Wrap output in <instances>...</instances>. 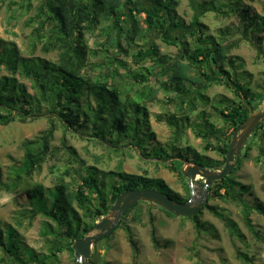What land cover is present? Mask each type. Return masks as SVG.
<instances>
[{
	"label": "trees",
	"instance_id": "1",
	"mask_svg": "<svg viewBox=\"0 0 264 264\" xmlns=\"http://www.w3.org/2000/svg\"><path fill=\"white\" fill-rule=\"evenodd\" d=\"M4 1L6 0H0V3ZM21 1V9L29 13L33 8V0ZM149 1L159 12L158 16L137 5L136 0H40L34 20L36 25L30 37L31 53L34 54L40 48L45 54L56 52L57 57L55 60L24 57L15 44L0 38V124L9 125L18 120L25 123L49 115L53 121L63 122L69 131L87 136L93 141L99 140L106 145L110 144L108 147L113 151H122L125 155H131L133 152L142 158L162 162L166 168L187 182L186 187L190 193L188 179L182 172L183 161L196 162L210 170L225 165L231 141L227 136L226 126H232L235 131L252 112L259 109L264 99L262 94L264 80L260 94L253 93L250 86L244 87L240 78L237 80L234 60L230 57L234 47L224 46L215 37L206 36L203 31L204 25L198 19L191 27L196 28L193 34L196 41L192 48L184 42L185 46L180 48L179 59L173 61L169 57L160 56L158 46L148 42L150 31H162L182 24V21L177 18L176 11L179 1ZM202 5L208 11L225 6L232 14L239 13L247 21L244 31H250L253 34L256 48L264 56V45L260 38V33L264 32V17L251 15L249 10L242 9L240 1H236L233 8H230L224 0L218 5H215L213 1L203 2ZM143 14L145 17H142ZM126 18L130 21V26L127 28L124 25ZM97 30L101 31L100 37L103 42L99 45L100 49H92L88 45V34ZM123 41L132 48L140 46L132 56L135 64L142 65L151 60L160 70V76H167L166 81L161 82L159 88L149 83L148 75L153 76V69L144 67L134 71L126 69L125 77L130 80L128 84L131 85L127 89L122 88L121 83L116 81L119 68L114 61L117 57L110 59L106 57L108 69L111 70L110 66L115 67L113 74L94 78L86 74L90 58L97 57L100 51L107 53L110 49H114L127 52ZM164 41L168 45H179L178 41L168 39ZM119 63L122 65V61ZM169 63L172 65L166 73H163L165 66ZM201 63H204L205 69L214 74L219 84L233 89L238 101L229 100L226 97L211 99L202 91L207 87L203 85V76L198 71ZM93 66L101 67L100 64ZM100 73L103 74L102 68ZM25 80L31 81L33 95L29 93ZM233 85L240 87L241 91ZM160 90L168 93L171 90L176 92L179 101L178 112L166 119L167 123L174 125L176 129L187 127L190 121L189 113L196 111L195 104L199 100L206 106L210 105L219 119L224 121L226 125L223 128H217L209 119H206V113L202 111L199 115L197 130L198 137L205 139L207 143L205 150L213 148L221 154L222 163L202 157L190 149L186 154L178 153L174 157L170 150L174 151L175 147L153 144L156 133L152 130L147 104L157 100ZM45 108L48 109V113H45ZM186 110L189 112L187 113ZM260 130H264V121L257 127L253 136L257 137ZM85 131L88 134L84 135ZM53 135L54 127L37 140L25 142V158L22 163L16 164L17 166L13 168V179L9 190H15L19 182L32 178L41 168L50 152ZM210 136L218 140L217 145L209 142ZM252 148V145H247L244 154L236 158V171L241 166L242 157H248ZM259 148L260 156L264 161V147L259 144ZM84 170L86 175L81 176L76 186L61 179L52 188L45 189L39 185L32 189H25L29 209L25 206L24 210H20L22 219L17 225L21 226L26 218L34 220L41 216L42 233L46 237L60 236L66 239L68 245H65L63 249L74 256L73 243L90 234L94 230L96 221L108 213L117 198L124 192L133 189H152L178 202H187L190 198L186 199L172 190L163 179L132 175L122 170L104 174L105 177L115 180L106 191V184L99 182L95 168L86 167ZM234 173L215 182L208 189L209 198L241 203L240 196L245 194L248 187L236 181ZM1 178L0 170V185H2ZM93 197L96 202L93 201ZM138 205L139 203L123 216L119 227L124 228L128 242L136 250L133 232L127 225L123 226V221ZM242 206L246 227L253 235L260 237L250 217L251 208L246 203H242ZM79 209L83 213H80ZM160 209L168 216L176 217ZM256 209L264 213L262 205H258ZM204 210H209L221 217L216 207L206 203L199 215L184 219L194 221L198 230H204V225L199 220ZM86 219H90L89 222ZM227 222L231 233L234 234L237 231L236 225L231 221ZM151 240L154 248L158 250L160 243L154 228L151 231ZM98 243L99 240L95 241L94 246ZM21 245L23 242L15 227L0 226V250L4 252V256L11 257V261L18 260L16 264L34 262L48 264L45 258L35 256L34 250L29 247H23V249ZM20 253H26L25 259ZM52 256L56 257L57 254L52 252ZM236 256L243 262H252L248 254L239 250ZM46 258L52 259V257ZM1 260L5 261V257Z\"/></svg>",
	"mask_w": 264,
	"mask_h": 264
},
{
	"label": "rangeland",
	"instance_id": "2",
	"mask_svg": "<svg viewBox=\"0 0 264 264\" xmlns=\"http://www.w3.org/2000/svg\"><path fill=\"white\" fill-rule=\"evenodd\" d=\"M177 18L182 24L177 27H168L166 30H151L148 42L158 46L159 55L172 59H179L180 48L188 43L192 48L196 37L193 36L196 28L193 23L196 19L204 25L203 31L206 36H213L226 45L234 48L230 57L234 60L237 80H241L244 87L250 86L253 93H262L264 80V56L256 48V41L250 31L245 32V21L239 13L232 14L228 8L222 6L216 10H206L203 2L213 1L218 5L222 0H178ZM230 8L234 7L236 1H240L242 9L250 11L251 15L264 17V0H224ZM137 5L146 8L147 12H154L157 16L159 12L156 8L149 5L146 0H136ZM21 0H6L0 3V38L13 43L24 57H38L41 59L55 60L56 52L45 54L39 48L32 54L30 37L33 27H35V15L39 7L40 0H33V8L29 13L21 9ZM145 17V14L142 15ZM126 28L130 26V21L125 20ZM222 31H224L222 34ZM100 30L88 34V45L92 49H100L99 46L103 39L100 37ZM264 45V32L260 33ZM164 39L178 41L179 45H168ZM178 39V40H177ZM181 43V44H180ZM127 52L110 49L109 52H99L97 57L90 58V65L85 71L91 78L113 74L115 67L108 69V59L115 58V65L119 68V75L116 81L120 82L122 88L127 89L130 80L125 77L126 69L131 71L138 70L140 67L153 69V76L148 75L149 83L156 88L160 87L161 82L166 81L167 76H160V70L155 67L153 61L149 60L142 65L135 64L133 55L139 47L127 46L123 41ZM140 45H142L140 43ZM145 45V44H144ZM122 61V65H119ZM172 63V62H171ZM100 64L101 67L93 66ZM172 64L165 66L166 73ZM101 68L103 74L100 73ZM203 76L204 93L211 99L226 97L229 100L238 101L233 89L223 84H219L217 78L209 70L204 68L201 63L198 68ZM208 74V76H205ZM121 75V77H120ZM23 81V79H21ZM29 87V93L34 94L31 81L25 80ZM240 90V87L233 85ZM241 91V90H240ZM264 94V92L262 93ZM264 96V95H263ZM178 99L176 92H166L160 90L155 102L147 104L150 111V122L152 130L156 133L154 143L164 147H175L170 150L174 157L178 153L186 154L189 149L195 151L200 156L213 161L222 163V155L213 148L205 150L206 141L198 137L199 115L202 111L217 128H223L226 124L219 119L212 107L206 106L201 100L196 101V111L190 112V121L184 129H176L174 125H169L166 121L172 114H177ZM187 107H185L186 109ZM264 108V99L259 106V110ZM187 111V110H186ZM255 111V112H257ZM189 111H187L188 113ZM45 113L48 109L45 108ZM162 117V118H161ZM54 127V135L50 144V152L40 169L32 178L24 179L19 182L15 190H9L10 182L13 179L12 171L25 158V142L37 140L47 130ZM227 136L230 140L233 137L234 129L226 126ZM85 134L88 132L85 131ZM254 134V133H253ZM210 143L217 145L218 140L210 136ZM108 138V137H107ZM260 141V142H259ZM259 144L264 147V130L258 132V136H251L243 147L241 155L244 154L247 145L253 148L248 157H242L239 170H233L234 178L248 190L240 196L241 203L232 200H220L209 198L207 193L206 203L216 207L220 216L214 215L209 210H204L200 217V222L204 225V230H198L196 223L190 219L168 216L160 208L150 203H139L128 217L123 221V226L127 225L133 232V239L136 245L134 249L128 242L124 228H118L110 239L107 237L99 240V243L92 248V256L84 264H264V213L256 208L262 205L264 209V161L262 159ZM110 145V144H108ZM99 140L87 136H82L77 132L69 131L63 122L53 121L48 115L27 122L15 121L9 125L0 124V170L2 173V185H0V226L10 225L15 227L21 236L23 247L34 250L35 256L39 255L48 264H76L75 255L72 256L67 250L63 249L68 245L66 239L58 236L46 237L42 233V217L34 220L26 218L22 225L19 214L24 207L29 209V201L25 196V189H32L42 185L45 189L52 188L61 179L76 186L80 182L81 176L86 175L85 168L93 167L97 171L100 183H105L108 191L109 185L115 180L105 177L108 172L124 171L132 175H143L152 179H163L165 183L175 192L184 198H189L187 182L177 176L174 172L166 168L162 162L154 159L142 158L137 153L125 155L122 151H113ZM112 146V145H111ZM236 164V161H235ZM225 165L218 169L221 170ZM232 172V173H233ZM231 173V174H232ZM195 188L202 194L204 189V179L198 177ZM239 189V188H238ZM240 192V190H238ZM93 201L96 200L93 197ZM242 203H246L250 208V217L255 228L260 233L256 237L246 227L244 223V212ZM80 213H83L79 209ZM109 214V211L108 213ZM106 214V215H107ZM105 215V216H106ZM102 219V218H101ZM100 219V220H101ZM88 222L90 219H86ZM100 220L96 221L99 222ZM227 221L236 225L237 231L232 234L227 226ZM156 230V236L160 243V248L156 250L151 240L152 229ZM95 233L91 231L90 234ZM24 249V248H23ZM241 251L252 258L251 263L243 262L236 256L237 251ZM55 252L57 256H52ZM25 259L26 253H20ZM5 257V261L1 260ZM46 257H52L46 258ZM13 259V258H12ZM18 260L11 261V257L4 256L0 250V264H16ZM31 264H40L37 262Z\"/></svg>",
	"mask_w": 264,
	"mask_h": 264
},
{
	"label": "water",
	"instance_id": "3",
	"mask_svg": "<svg viewBox=\"0 0 264 264\" xmlns=\"http://www.w3.org/2000/svg\"><path fill=\"white\" fill-rule=\"evenodd\" d=\"M264 121V108L252 112L247 120L238 127L230 141L226 154L225 166L221 170H210L196 162L183 161V175L190 185V198L187 202H178L163 193L152 189H133L122 193L111 206L109 214L94 225L93 234L76 240L72 248L76 257V264H84L92 256L94 242L110 236L121 226L125 214L141 202L153 204L179 218H192L199 215L206 205L208 189L217 181L231 175L236 167V158L240 156L247 140L253 135L257 127ZM232 127V126H230ZM198 177L204 179L202 194L195 188Z\"/></svg>",
	"mask_w": 264,
	"mask_h": 264
},
{
	"label": "crops",
	"instance_id": "4",
	"mask_svg": "<svg viewBox=\"0 0 264 264\" xmlns=\"http://www.w3.org/2000/svg\"><path fill=\"white\" fill-rule=\"evenodd\" d=\"M146 2L149 4V5H151L152 7H154V4L153 3H151V1H149V0H146ZM155 8V7H154Z\"/></svg>",
	"mask_w": 264,
	"mask_h": 264
},
{
	"label": "flooded vegetation",
	"instance_id": "5",
	"mask_svg": "<svg viewBox=\"0 0 264 264\" xmlns=\"http://www.w3.org/2000/svg\"><path fill=\"white\" fill-rule=\"evenodd\" d=\"M236 130V129H235Z\"/></svg>",
	"mask_w": 264,
	"mask_h": 264
}]
</instances>
